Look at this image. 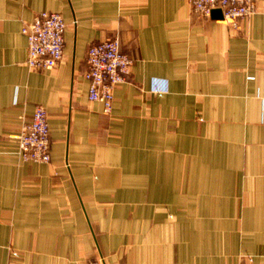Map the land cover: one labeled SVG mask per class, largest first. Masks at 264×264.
<instances>
[{
	"label": "crops",
	"instance_id": "crops-1",
	"mask_svg": "<svg viewBox=\"0 0 264 264\" xmlns=\"http://www.w3.org/2000/svg\"><path fill=\"white\" fill-rule=\"evenodd\" d=\"M191 1L0 0V264H264V0L237 32ZM42 11L65 54L36 70ZM112 38L134 63L107 114L85 72ZM37 104L46 163L17 154Z\"/></svg>",
	"mask_w": 264,
	"mask_h": 264
},
{
	"label": "built area",
	"instance_id": "built-area-1",
	"mask_svg": "<svg viewBox=\"0 0 264 264\" xmlns=\"http://www.w3.org/2000/svg\"><path fill=\"white\" fill-rule=\"evenodd\" d=\"M192 9L204 17L214 10L222 12V21L232 30L239 31L241 22L258 10L256 0H192ZM67 23L60 13L42 11L24 24L22 32L28 39L27 64L36 70L57 66L65 54ZM134 59L123 52L119 38L91 44L88 49V68L85 78L89 81V98L102 101L104 111L110 114L115 101V88L127 80ZM264 101V95L262 96ZM17 154L23 161L49 162L51 138L48 112L37 104L33 116L24 122L15 136Z\"/></svg>",
	"mask_w": 264,
	"mask_h": 264
},
{
	"label": "water",
	"instance_id": "water-1",
	"mask_svg": "<svg viewBox=\"0 0 264 264\" xmlns=\"http://www.w3.org/2000/svg\"><path fill=\"white\" fill-rule=\"evenodd\" d=\"M213 16H216V17H222V12H221V10H214L213 11Z\"/></svg>",
	"mask_w": 264,
	"mask_h": 264
}]
</instances>
